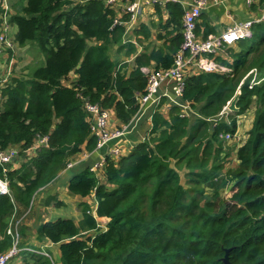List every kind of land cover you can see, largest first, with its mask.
<instances>
[{"label":"trees","instance_id":"16d2710c","mask_svg":"<svg viewBox=\"0 0 264 264\" xmlns=\"http://www.w3.org/2000/svg\"><path fill=\"white\" fill-rule=\"evenodd\" d=\"M5 3L0 0V36L8 39L9 29L16 26L14 45L19 49L36 45L44 63L27 79L13 77L14 64L13 78L3 91L0 85V150L16 146L21 159L25 157L20 169L6 175L12 197L0 196V255L13 244L7 235L13 214L29 209L36 193L57 178L70 157L95 150L97 139L82 97L109 110L121 125L129 124L146 93L141 67L173 65L183 42L185 13L182 5L168 3V19L163 22L162 8L157 7L161 21L158 27L151 26L160 45L145 47L126 72L110 51L117 47L118 53L126 50L131 58L139 46L123 42L126 27L119 22L128 17L118 20L103 0H18L16 7L21 3V8L15 14ZM259 5L263 8L264 0L252 9ZM201 20L198 32L203 27L205 39L216 33L207 13ZM252 31L251 38L236 45L237 51L226 48L232 61L215 58L230 73L187 78L182 101L197 115L190 111L181 116L177 105L162 113L166 101L162 99L151 114L148 137L129 154L123 152L114 161L107 152L99 178L91 166L74 173L69 194L82 198L95 194L98 216L109 222L105 231L87 237L84 226L97 228L91 215L80 225L67 218L40 225L38 234L59 245L60 264H224L226 250L231 264H264V49L259 52L264 21L255 23ZM135 34L142 36L139 43L151 38L152 29L142 24ZM1 48L7 55L17 50ZM255 52L259 54L250 58ZM254 71L259 83L252 86ZM71 73L77 79L70 86L66 81ZM243 78L238 111L219 118ZM252 105L255 117L246 143H236L235 137L227 140L225 135L237 134L239 117ZM38 136H47L48 145L27 159L25 151ZM235 148L237 165L232 167ZM227 191L232 194L226 199ZM63 205L57 201L58 207ZM22 254V264H55L48 252Z\"/></svg>","mask_w":264,"mask_h":264},{"label":"built area","instance_id":"2783aa9c","mask_svg":"<svg viewBox=\"0 0 264 264\" xmlns=\"http://www.w3.org/2000/svg\"><path fill=\"white\" fill-rule=\"evenodd\" d=\"M225 0H191L186 3L184 0H103L107 7H110L116 12L117 19L120 20L123 17H128L124 22H119L126 27V33L129 30L130 24H136L145 15L147 9H152L156 13V8H165L168 3H178L184 8V16L182 19V35L183 42L181 47L174 55L173 65L169 68H155L154 66L141 67V72L147 79L146 93L139 98L140 109L138 114L133 120L120 127H114L112 125V114L109 110L102 109L98 104H92L87 99L83 98L84 109L90 116V126L92 135L97 139V144L94 151H102L104 148L107 150L108 155L112 160L116 161L121 158L123 154V139L132 131L131 124L137 121L142 114L148 109L160 106L162 99H168L171 103L165 102L160 110L166 112L171 105H177L181 107V116H185L188 113L186 110L191 111V107L182 101L183 92L185 89V83L188 77L199 73H230L231 69L225 67L215 61V58L222 56L220 50L227 47H231L239 43L241 40L249 39L253 36V25L264 21V9L262 14L256 20H249L228 27L220 35H209L206 39L202 38L198 32V25L203 13L209 9L220 7L224 4ZM249 5H253L256 0H246ZM6 0V10H8ZM6 25V23H5ZM126 35V34H125ZM0 46L15 50L17 48L11 39H7L5 35L0 36ZM137 45V43H135ZM220 51V52H219ZM14 62L10 63L6 78L3 82L8 81L12 76ZM253 85L258 84L256 81V72L254 71ZM71 80H67L68 85H72V82L77 79L76 74L70 75ZM241 81L240 87L244 80ZM1 85V84H0ZM252 85V86H253ZM251 88V87H250ZM173 97V98H172ZM233 100V99H232ZM149 102V106H146ZM231 101L227 103L229 105ZM168 106V109H165ZM227 107H225L226 109ZM224 113V111H223ZM221 113V116H223ZM235 137L236 143L243 141L240 137L229 134L225 135L227 140ZM49 138L47 136H38L32 146L27 149L25 154L34 156L39 149L48 145ZM113 142H116L112 145ZM241 145L243 143H240ZM20 148L13 146L8 147L6 150H0V165L3 167V173L5 177L0 178V195H7L12 197L9 181L6 177L7 173L11 170L8 165L12 167L19 165L21 154ZM91 153L83 152L75 155L76 161L74 163L67 162L68 170L74 169L75 165H81L91 157ZM106 165V155L102 156L100 160L90 167V171L94 173L98 178L102 176L103 168ZM76 166V167H77ZM96 166V168H95ZM74 167V168H73ZM98 204H94L88 210V213L97 217ZM97 219V218H96ZM22 220L11 223V230L9 236L12 238V247L5 253L0 255V264H10L12 260L17 257L22 251H32L30 249L21 248V239L18 226Z\"/></svg>","mask_w":264,"mask_h":264},{"label":"crops","instance_id":"0c3cea01","mask_svg":"<svg viewBox=\"0 0 264 264\" xmlns=\"http://www.w3.org/2000/svg\"><path fill=\"white\" fill-rule=\"evenodd\" d=\"M184 1L186 3L191 2V0H184ZM246 3H247V1H246ZM254 4H258V0H256V2ZM226 5L228 7V10L227 11H223L224 14H221L220 16H215L214 15V13H215V11H214L215 9L214 8L209 9L208 11L205 12V13L208 14L209 22H210L211 27L214 28V30L216 32V33L209 34V35H220L225 30V29H222V30H220V32L218 31V29L221 28V27L219 28L218 25L220 23L222 24V22L225 21L223 19L224 16L227 19H231L232 16L235 17V18H237V21L233 22V25H235L236 23H240V22H244V21L258 19L260 17V15L262 14L261 13L262 10L264 9V6H263V8H260L259 7L257 9L258 11H260L259 14H258V12L253 13V11H250V10H249L250 12L249 11L246 12V11H244L242 9V7L232 6L230 4V0H225L224 1V4L222 6L216 7V8H221L222 7L224 9ZM247 5H249V4L247 3ZM249 6L252 9V6L253 5H249ZM162 13H163L162 14V20H163V22H166L167 19H168V13L166 11V8L162 9ZM236 13H239L240 16H237V15L235 16ZM147 18L149 20H154L156 22L158 21L159 23H160L161 20H160L159 15H157L156 13H154V11H152V9H147L145 11V15L140 19L139 22H137V23H140V24L135 29V31L138 30L140 28V25H142V24H144V25H146V26H148V27H150L152 29V36H151V38L149 40L143 39L142 42H139L138 43L137 42L138 38H141L142 36L139 37V36H137L135 34L132 38L129 37L130 31L132 29H134V26L137 23L136 24H130L129 25V27H128L129 30L126 33L125 38L123 40L124 43L125 42H128V43L130 42V43H134V44L137 43V45L139 46L137 48L138 49V52L135 55H132L131 58L127 57V61L126 62L127 63H133L132 67L134 66V60H135L136 56L138 54H140L141 52H143L145 47H149L148 46V43L151 44L150 42L153 41V40H155L157 42V40H156V34H155V37L153 38V35H154L153 34V30L154 29L150 25L149 20L148 21H145V19H147ZM154 21H151V23H155ZM201 24H202V20H200L199 25H201ZM157 27H158V25H157ZM229 27H231V26H229ZM155 32H156V30H155ZM199 35L202 38H204V28L203 27L200 28ZM147 41H148V43H146ZM157 43H158V45H160V42H157ZM155 45H153L152 48ZM236 45L231 46V47L236 48L237 47ZM115 48H113L114 50H112L114 55L113 56L111 55V57H112L113 60H119V58L116 59V56L119 57V56L122 55V53H118L117 51H116L117 53H115V50H117ZM152 48L149 47L148 49H152ZM25 49L26 48H24V51H25ZM21 51L24 53V51L22 49H19V48L16 50V52H9L8 51L9 54L10 55L12 54V55L11 56L10 55H6V57H4V58H7L8 59L7 60V64H10L11 61L12 62L14 61V62H16V66H17V62L20 59L19 57L20 56H23V53H21ZM150 110L151 109H148L144 114H142L140 116V118L137 121H134L131 124L130 127H131L132 131L125 136V138L123 139V143H122L123 151L125 153L129 154L130 153V150L137 143L144 141L148 137L149 132H150V129H151V126H152L151 119L148 118V120L146 122H143V118L146 116V114ZM112 116H113V114H112ZM244 116L246 117V114ZM254 117H255V112L253 114V121H254ZM240 123H241V120H238V124H240ZM112 125L114 127H120V126H122L119 123V121H118V124L115 126L113 124V120H112ZM243 127H240V131H241V134L243 135V137L246 138V136H248V132L252 128V125L248 129L247 128L244 129ZM231 146L232 147H235L236 145L235 144H232ZM236 151L237 150L235 148L233 150V152H232L231 159L234 160V162L232 164V167H236V165H237V162H236V157H237L236 156V153L237 152ZM106 154H107V150L105 148L102 151H93L92 154H91V157L89 158V160H87L86 162H84L81 165H78L72 171H68V172L63 173L64 175L59 176L51 184H49L46 187L42 188L37 193V195L39 194V196L36 198L37 199V205L39 204V207H38V209H36L35 213L33 214L34 216H32L30 218L31 220L29 219V220L26 221V222L29 223V224H27L28 226H24V227L27 229L30 226L31 227L34 226V225L36 226L35 231H34V234L31 236V238H33V240L35 242L34 241H30V244L33 247H37V246H34L33 244L39 243L41 245L39 247L40 248V251L39 252L46 254L48 252L47 249H52V250L55 251V254L58 257V260L60 261L61 252H60L59 245L51 243L48 239H46L43 236H41L40 234H38L37 229L44 222L54 221L56 219L63 218L65 216H67L68 219H72L73 221H75V223L78 224V225L85 223V221L87 220V217L86 216L88 215L87 214L88 212L86 211V209L89 210L90 207H91V205L98 204L97 199H96V196H95V194H91L90 196H88L86 198H82V197H79V196H71L69 194V191H68L69 180L74 175V173H76V172H78L80 170H83L84 167H86V166H88V167L89 166H93L95 163H97L100 160V158L102 156H104ZM20 161H22V159ZM38 200H39V203H38ZM57 201L63 202L64 205L61 206V208L68 205V208H63V210H66L67 211L66 213H63V212L60 211V209H58L60 207L57 206ZM83 204H85L86 207L85 206L82 207ZM71 210H74V213H71ZM97 216H98V212H97ZM99 218H100L99 220L102 221L103 224H108L109 219H107L105 217H99ZM95 220L97 222V227H98V221H97V219H95ZM91 228H92V226H84V231L86 233L88 232L86 236L89 235V232H94L92 234V235H94L98 231V229L97 230H94V229H91ZM28 237H29V235H28ZM29 239H30V237H29ZM27 248L30 249V250H32V251H35L32 248H29V247H27Z\"/></svg>","mask_w":264,"mask_h":264},{"label":"rangeland","instance_id":"374dc122","mask_svg":"<svg viewBox=\"0 0 264 264\" xmlns=\"http://www.w3.org/2000/svg\"><path fill=\"white\" fill-rule=\"evenodd\" d=\"M19 1H21V0H19ZM8 4H7V6H8V8H12L13 7V9H12V11H11V13H13V14H15V12L17 11L18 12V10L21 8V3L19 4V7H16V5H17V2H18V0H11V4H10V0H8ZM230 4L232 5V6H238V7H242V9L244 10V11H246V12H248L249 10L250 11H253V13H255V12H258V14H259V12L260 11H258V10H252L251 8H250V6L249 5H247V3H246V0H230ZM261 5V4H260ZM260 5H259V7H260ZM222 8V7H221ZM214 8L215 10V13H214V15L215 16H220L221 14H224V12L223 11H227L228 10V7H227V5L225 6V10L222 8ZM257 8H258V6H257ZM217 11V12H216ZM249 11V12H250ZM240 16V14L239 13H236L235 14V16ZM252 17V16H251ZM225 21L224 22H222V24L220 23L218 26H219V28L220 29H218V31L220 32V30H222V29H226V28H228L229 26H232L233 25V22H235V21H237V18H235V17H231V19H227L225 16H224V18H223ZM149 19L147 18V19H145V21H148ZM151 21H154V20H149V23H150V25H151ZM155 22V24L156 25H158V21L156 22V21H154ZM139 24L140 23H137L135 26H134V29H132L131 31H130V35H129V37H133L134 35H135V29L139 26ZM141 26V25H140ZM153 38L155 37V34H156V32H155V30H156V28L155 27H153ZM16 31H17V28H16V26H12L11 27V29H9V31H8V33H7V35L9 36V38L10 39H12L16 34ZM13 32V33H12ZM12 33V34H11ZM146 43H148V41L146 42ZM151 44H149L148 43V46L150 47V48H152V46L153 45H158V43L155 41V40H153V41H151L150 42ZM15 49H18V48H15ZM115 49H117V47L115 48ZM264 49V45H262V46H260V50H259V52H262V50ZM23 51H24V49H22ZM112 50H114V49H112ZM110 51V55H114L113 54V51ZM221 51V52H220ZM219 52L220 53H222V56H225L229 61H232V58H230L231 57V53H229V52H227L228 50L227 49H223V50H220ZM234 51H237V47L236 48H234ZM259 52H255V53H253V54H251L249 57L250 58H252V57H254L256 54H259ZM21 53H23L22 51H21ZM115 53H117L116 52V50H115ZM6 51H4L3 50V48H1V46H0V84H1V90H2V88H3V86H4V84L5 83H7L9 80H11V78H13V77H16V76H20V77H22V79H27L28 77H30L31 76V74H32V72H33V70L35 69V68H37L38 66H40L41 65V62L42 63H44V56L42 55V54H40V51H39V49H38V47L36 46V45H33V44H31V45H29L26 49H25V51H24V53H23V56H20L19 58V60H18V62H17V66H16V68H15V72H16V74H15V76H13V77H9V79H8V81H6V82H3V79L4 78H6V77H8V76H6V69H8V67H9V64H7V58H4V57H6ZM4 58V59H3ZM119 58V61H121V63H122V68H123V70L124 71H129V70H131V69H133V67H132V65H133V63H127L126 61H127V55H126V50H124L123 52H122V55L121 56H116V59H118ZM14 64H16V62L14 63ZM3 71V72H2ZM1 72H2V74H1ZM249 76V75H248ZM244 79V78H243ZM253 79H254V77H253ZM253 79L251 80V83H250V85H253ZM243 81V80H242ZM3 91V90H2ZM236 95H237V93H236ZM236 95H235V97H236ZM234 97V98H235ZM234 98H233V100H234ZM1 100H3V99H1ZM165 102H167V103H171V101L170 100H166ZM1 101H0V109L1 110H3V107L1 106ZM231 104V103H230ZM230 104L227 106V108L224 110V115H226L230 110H229V106H230ZM165 109H168V106L165 108ZM153 110H154V107L153 108H151V110L146 114V116L143 118V122H146L147 120H148V118H150L151 119V114L153 113ZM191 111L193 112V114H195V115H197V113L196 112H194V110H192V108H191ZM186 112L188 113L189 112V110H186ZM254 112H255V107L252 105L251 106V108H250V110L246 113V117L245 116H242V117H240L238 120H241V123L240 124H238V127H239V130H238V132H237V134H236V136H238V137H242V134H241V131H240V127H243L244 129L245 128H250V126L251 125H253V114H254ZM192 115V114H191ZM195 115H193V116H195ZM220 118V117H219ZM112 120H113V124L116 126L117 124H118V121H117V119H116V117H115V115H113L112 116ZM211 121H215V119L214 120H211ZM151 123H152V119H151ZM214 123V122H213ZM245 136V135H244ZM242 139L244 140V138L242 137ZM116 142H113L112 143V145H114ZM240 143H243V144H245L246 142L245 141H241ZM31 156H27L26 158L28 159V158H30ZM24 158L25 157H23L22 158V160H24ZM21 160V159H20ZM69 163L68 164H70V163H74L75 161H76V158L74 157V156H72V157H70L69 158ZM21 162V161H20ZM24 162V161H23ZM231 164L233 163V160H230L229 161ZM20 164V163H19ZM77 165H75L74 167H76ZM8 168H11V170H18V169H20V165H16V166H14V167H12L11 165H8L7 166ZM73 167V168H74ZM95 168H96V166H95ZM73 170V169H72ZM72 170H68V168H67V166L60 172V174L57 176V178L59 177V176H61V175H64L63 173H65V172H68V171H72ZM91 170V169H90ZM181 175H182V177H184L183 176V173L181 172ZM56 178V179H57ZM55 179V180H56ZM103 179V178H102ZM185 181V180H184ZM230 190V189H229ZM208 193H209V191H207ZM227 193V194H226ZM230 194H232V191H227V192H225L224 193V195L223 196H225L226 197V199H227V197H229V195ZM0 196H5V195H0ZM39 196V194L37 195V193H36V195L34 196V199H33V201L31 202V205H30V207H29V209H26V210H24L23 212L21 211L20 212V209H19V211L18 212H15V214H13V216L11 217V219H10V223H9V226H8V229H7V235L9 236L10 234H9V231L11 230V223H13V222H17L18 220H22L21 222H20V224H19V226H18V230H19V233H20V239H21V246L22 247H24L23 249H28L27 247H29V248H32V249H34L35 251L34 252H36V253H40L39 251H40V244L39 243H37V244H33L34 246H37V247H33V246H31V244H30V241H34L33 240V238H31V236L34 234V231H35V228H36V226L34 225V226H30L29 228H27L26 230H25V233H24V236H23V233H22V228L24 227V226H28L27 224H29L28 222H26L27 220H29L32 216H34L33 214L35 213V211H36V209H38V207H39V204L37 205V197ZM71 196H74V195H71ZM38 203H39V200H38ZM92 206V205H91ZM37 207V208H36ZM82 207H83V205H82ZM63 208H68V205L67 206H64V207H60V208H58V209H60V211L61 212H63V213H66L67 211L66 210H63ZM71 213H74V210H71ZM88 215H91V214H89V213H87ZM63 218H67V216H65V217H63ZM97 218V221H98V227L95 229V230H97L98 229V231L97 232H102V231H105L106 230V228H107V224H103V222L102 221H100L99 219V217L97 216L96 217ZM68 219V218H67ZM31 220V219H30ZM47 222H50V221H47ZM45 223V222H44ZM96 232V233H97ZM88 233V232H87ZM87 233L86 232H84V234H85V237H87L86 235H87ZM94 232H89V235L88 236H90V235H92ZM28 235H29V237H30V239H29V237H28ZM35 242V241H34ZM47 251L51 254V257L53 258V260H54V262H55V264H60L59 262V260H58V257H57V255L55 254V251L54 250H52V249H47ZM23 252H25V250L24 251H22L17 257H15L13 260H12V262L10 263V264H22L23 263V260H24V255L22 254ZM29 252V251H28ZM23 255V256H22Z\"/></svg>","mask_w":264,"mask_h":264},{"label":"water","instance_id":"95a60500","mask_svg":"<svg viewBox=\"0 0 264 264\" xmlns=\"http://www.w3.org/2000/svg\"><path fill=\"white\" fill-rule=\"evenodd\" d=\"M240 94L241 93H238L236 95V97L234 98V100L231 102L230 106H229V110L231 112H237L238 111V108H237V102H238V99L240 97ZM173 98V97H172ZM151 102H149L146 106H149ZM223 263L224 264H231L230 260H229V250H226V254H225V257L223 258Z\"/></svg>","mask_w":264,"mask_h":264},{"label":"clouds","instance_id":"9594fccd","mask_svg":"<svg viewBox=\"0 0 264 264\" xmlns=\"http://www.w3.org/2000/svg\"><path fill=\"white\" fill-rule=\"evenodd\" d=\"M11 62H12V61H11ZM13 62H14V61H13ZM14 63H15V62H14ZM9 66H10V64H9ZM71 74H74V73H71ZM71 74H70V75H71ZM69 77H70V76H69ZM254 77H255V76H254ZM238 93H240V90L237 91V94H238ZM232 101H233V100H231V102H232ZM227 106H228V105H226L225 107H227ZM225 107H224L223 111L225 110ZM223 111H222V113H223ZM229 112H231V111H229ZM229 112H228V113H229ZM228 113H227V114H228ZM227 114H226V115H227ZM223 116H224V114H223ZM220 118H222L221 114H220ZM238 130H239V127H238ZM242 137H243V135H242ZM242 137H240V138L242 139ZM243 138H245V137H243ZM243 141H245V140H243ZM242 145H243V144H242ZM91 216H92V215H91ZM93 217H94V216H93ZM94 218H95V217H94ZM95 219H96V218H95Z\"/></svg>","mask_w":264,"mask_h":264}]
</instances>
